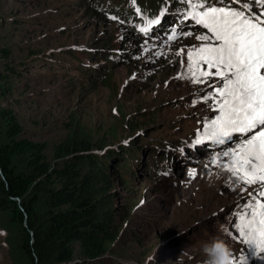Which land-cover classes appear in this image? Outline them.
<instances>
[{
  "label": "rangeland",
  "instance_id": "1",
  "mask_svg": "<svg viewBox=\"0 0 264 264\" xmlns=\"http://www.w3.org/2000/svg\"><path fill=\"white\" fill-rule=\"evenodd\" d=\"M92 2L0 0V110L15 115L21 139L43 145L50 165L69 139H89L95 152H142L126 155L137 166L131 185L120 174L110 177L115 239L91 264H203L201 244L215 236L230 244L236 260L264 264L235 227L248 194L242 198L239 182L212 164L235 145L196 143L217 115L213 102L202 100L214 81L196 84L187 76V52L200 46L196 36L206 29L168 42L154 31L135 33L105 11L94 15ZM104 61L112 72L107 84L82 70L91 64L103 75L97 65ZM7 66L17 73L3 75ZM9 218L0 211V264H32ZM84 263L77 255L67 264Z\"/></svg>",
  "mask_w": 264,
  "mask_h": 264
},
{
  "label": "trees",
  "instance_id": "2",
  "mask_svg": "<svg viewBox=\"0 0 264 264\" xmlns=\"http://www.w3.org/2000/svg\"><path fill=\"white\" fill-rule=\"evenodd\" d=\"M145 1L97 0L89 6L94 15L106 11L116 16V11L127 12L129 4ZM148 1L153 9L159 2ZM102 64L97 66H104L103 75L97 74L91 64L82 70L105 77L103 84H107L112 72L109 62ZM5 70L3 75L18 71L10 66ZM23 133L15 115L1 109L0 211L8 212L11 224L19 230L22 252L32 264H67L77 255L85 260L84 264L98 263L107 253V242L115 239L114 213L109 209L110 177L120 174L125 185H131V172L137 166L126 155L142 152L132 148L114 152L112 147L95 152L91 140L69 139L50 165L45 159V147L21 139ZM137 143L133 148L139 146ZM112 159H125L127 163L115 166Z\"/></svg>",
  "mask_w": 264,
  "mask_h": 264
},
{
  "label": "snow or ice",
  "instance_id": "3",
  "mask_svg": "<svg viewBox=\"0 0 264 264\" xmlns=\"http://www.w3.org/2000/svg\"><path fill=\"white\" fill-rule=\"evenodd\" d=\"M183 3L188 6L183 20L206 29L196 36L202 42L200 46L187 52V76L196 84L214 81L208 83L211 91L202 100H211L217 113L206 123L196 143L235 145L215 154L212 164L239 182L242 198L248 194L243 208L236 213L239 223L235 227L244 243L255 246L257 258L264 260V0H230L227 4L220 0L222 6L208 0ZM160 23V19H147L140 31L148 33ZM192 35L191 31L178 32L173 26L168 39ZM179 52L183 55L184 49ZM189 175L194 179L196 170ZM252 186L254 190L249 192ZM234 264H249L248 257H234Z\"/></svg>",
  "mask_w": 264,
  "mask_h": 264
},
{
  "label": "clouds",
  "instance_id": "4",
  "mask_svg": "<svg viewBox=\"0 0 264 264\" xmlns=\"http://www.w3.org/2000/svg\"><path fill=\"white\" fill-rule=\"evenodd\" d=\"M95 1L97 0H94V2ZM116 1L119 2L121 0ZM154 1H159L158 5L154 7V9L152 3L146 0L144 4L140 5L136 3L129 4V8L125 9L127 12H124V10L116 11V16L114 14H108L106 11L105 12L111 18L116 17V20L124 24V26L131 27V30L135 33H138L137 28L134 27L135 25L141 23L139 25L143 27L147 19H160L159 17H161L163 21L159 25L152 26L151 30L148 33L139 32L138 34L149 35L152 31H154L152 37L157 38L161 33L165 36L164 41L169 42L170 40L168 39V36L171 33L167 34L166 30H170V32H172L173 26H175L177 30V26L182 19V14L185 11L186 4L183 3V0H179V2L178 0ZM94 2H92L91 4H93ZM108 7L109 10L112 9V4ZM137 8L140 9V13L136 12ZM141 8H144L148 11L144 12ZM167 24L170 25V28H168ZM179 32H181V30ZM200 250L205 257L203 264H234L233 249L230 244L220 236H215L208 241L202 242Z\"/></svg>",
  "mask_w": 264,
  "mask_h": 264
}]
</instances>
